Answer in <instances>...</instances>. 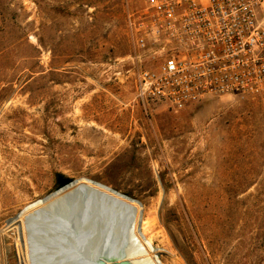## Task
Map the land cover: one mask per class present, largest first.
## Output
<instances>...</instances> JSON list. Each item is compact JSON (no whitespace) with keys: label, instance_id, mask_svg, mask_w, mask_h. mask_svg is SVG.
Segmentation results:
<instances>
[{"label":"rangeland","instance_id":"obj_1","mask_svg":"<svg viewBox=\"0 0 264 264\" xmlns=\"http://www.w3.org/2000/svg\"><path fill=\"white\" fill-rule=\"evenodd\" d=\"M135 1L0 0V264L59 175L132 197L166 264H264V95L143 104Z\"/></svg>","mask_w":264,"mask_h":264},{"label":"built area","instance_id":"obj_2","mask_svg":"<svg viewBox=\"0 0 264 264\" xmlns=\"http://www.w3.org/2000/svg\"><path fill=\"white\" fill-rule=\"evenodd\" d=\"M128 25L137 99L182 110L264 95V0H136Z\"/></svg>","mask_w":264,"mask_h":264},{"label":"water","instance_id":"obj_3","mask_svg":"<svg viewBox=\"0 0 264 264\" xmlns=\"http://www.w3.org/2000/svg\"><path fill=\"white\" fill-rule=\"evenodd\" d=\"M76 179L59 175L60 186L56 190ZM79 190L77 198L74 193L56 195L38 207L37 214L27 223L36 264H134L127 257L137 244L134 234L137 208L121 213L110 209L105 200L100 207L95 194L85 196L84 190ZM124 196L135 201L127 194ZM59 203L62 204L59 210L54 209Z\"/></svg>","mask_w":264,"mask_h":264},{"label":"bare ground","instance_id":"obj_4","mask_svg":"<svg viewBox=\"0 0 264 264\" xmlns=\"http://www.w3.org/2000/svg\"><path fill=\"white\" fill-rule=\"evenodd\" d=\"M78 189H83L84 195L89 196L92 194L96 195V203L98 206L102 205V201H107L106 206L110 209L119 210L118 212L123 213L126 209H132L134 206L136 210L134 234L136 237L137 244H134L133 250L130 252V255L127 257L128 260L132 261L134 264H166L163 259L158 254V249L153 245L151 238L146 232V221L143 218V213L141 212L138 205L135 201L129 200L124 196V193L115 189L114 187L96 179L90 177H78L75 181L64 185L61 189L55 190L44 195L40 199L28 204L23 208L19 213L20 215L9 222V227H15L20 229V234L23 241V252L19 255L20 264H36L34 256V248L30 243L29 233L27 228V223L34 218V215L37 214L38 207L42 206L45 202L52 200L56 195L70 194L74 193V198H77L80 192H77ZM49 195L46 201H40L45 196ZM100 197V198H99ZM40 201V203H38ZM60 205L53 206L54 209L61 207ZM102 207V206H100ZM101 210V209H100ZM140 245L143 249H140Z\"/></svg>","mask_w":264,"mask_h":264}]
</instances>
